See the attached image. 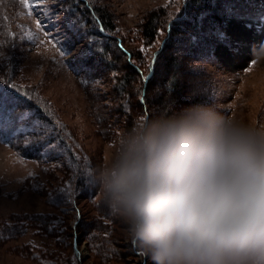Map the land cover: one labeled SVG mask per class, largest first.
Segmentation results:
<instances>
[{
  "label": "rangeland",
  "instance_id": "374dc122",
  "mask_svg": "<svg viewBox=\"0 0 264 264\" xmlns=\"http://www.w3.org/2000/svg\"><path fill=\"white\" fill-rule=\"evenodd\" d=\"M29 2L0 0V93L12 101L0 112V264H152L105 219L90 179L73 181L68 161L82 166L86 157L95 168L135 117L171 101L264 121V63L252 56L264 43V0H201L199 9L193 0ZM89 3L109 37L96 34ZM10 108L55 131L13 124ZM60 143L66 152L58 155ZM69 181L73 201L53 204L49 194Z\"/></svg>",
  "mask_w": 264,
  "mask_h": 264
},
{
  "label": "clouds",
  "instance_id": "9594fccd",
  "mask_svg": "<svg viewBox=\"0 0 264 264\" xmlns=\"http://www.w3.org/2000/svg\"><path fill=\"white\" fill-rule=\"evenodd\" d=\"M107 149L94 203L152 264H264V121L171 101Z\"/></svg>",
  "mask_w": 264,
  "mask_h": 264
},
{
  "label": "snow or ice",
  "instance_id": "6c2138e0",
  "mask_svg": "<svg viewBox=\"0 0 264 264\" xmlns=\"http://www.w3.org/2000/svg\"><path fill=\"white\" fill-rule=\"evenodd\" d=\"M21 3L24 5V7L26 9L33 8V5L30 4L29 0H21ZM29 15H31V12L29 13ZM260 19L262 21H264V16H261ZM37 27L38 28L40 27L39 21L37 23ZM218 36L222 40L225 39L223 33H218ZM247 70H249V69H246V71ZM11 104H12V101L9 99H6L3 96V94L0 93V112H2V110L5 108V106H10ZM15 111L16 110L14 108H10L9 114H8L9 119L12 121L13 124H15L16 122H20L22 125L33 124V120H32V117L30 115H28L27 113H21L19 116H16ZM41 127H43L44 131H49V132L55 131V129H49L47 124L41 125V122L37 119L36 122L33 124V131H37ZM18 131H20L23 134L25 131H27V129L25 127H21L18 129ZM54 147L56 149H58V152H57L58 155L66 152V148H64L62 146V143L57 144ZM84 160H85V162L82 166L78 162H74L72 160L68 161L69 167H71L73 169V181L79 177H88L89 178L91 165L87 161L86 157L84 158ZM19 162L22 163L23 161H19ZM30 175H32V174L30 173ZM75 195H76V193L72 187V181H69L64 188L57 189L56 193H50L49 194L50 200L53 204H58L60 202L73 201V198ZM77 217L79 218V213H77ZM105 219H107V215H105ZM57 226H58L57 223L53 222V225L49 230L52 231ZM74 228H75V225H74ZM145 264H146V262H145Z\"/></svg>",
  "mask_w": 264,
  "mask_h": 264
},
{
  "label": "trees",
  "instance_id": "16d2710c",
  "mask_svg": "<svg viewBox=\"0 0 264 264\" xmlns=\"http://www.w3.org/2000/svg\"><path fill=\"white\" fill-rule=\"evenodd\" d=\"M193 1H195V2H198L199 4H194V7H193V9H199V6H200V4H201V0H193ZM203 1V0H202ZM205 1H207V0H204V2L203 3H205ZM80 3H81V1H79ZM187 2V1H186ZM82 5H85V3H81ZM185 5H186V3H185ZM85 7V6H84ZM86 7H90V9H91V13H92V16L94 15V17H96L97 19H96V22H95V24H97V25H99V27H101V29H102V31H98V33H96L97 35H100V36H102V37H109V36H107L106 34H108L109 35V26L107 25V23H106V19H105V17H102L101 15L99 16V15H97L96 14V11H95V9H94V7H92V5L89 3V4H87L86 5ZM86 7H85V9H83V12H87L88 14H89V11H88V9H86ZM86 13V14H87ZM87 14V15H88ZM105 19V20H104ZM153 20L148 24V26L150 27V28H148V29H146V32L148 31V33L149 32H151L153 29H154V26H153ZM98 27V28H99ZM106 33V34H104V33ZM164 40H163V42L161 43V47H159V49L157 48L155 51H154V53H152L151 54V56H150V59L148 60V62H147V64H146V68H145V71H143V73H144V76H142V78H143V84H144V86H145V83L152 77V75H153V70H154V66H156V61H157V56H158V54H160V52L162 51V49H163V45H164ZM129 52V51H128ZM155 52H157L156 54H155ZM130 53V52H129ZM130 55H131V53H130ZM152 59H153V61H152ZM133 63V62H132ZM134 64V63H133ZM140 67L139 65H136L135 64V67L136 68H138V67ZM141 69V68H140ZM138 70H139V68H138ZM142 70V69H141ZM150 70H152V73L150 74V76H149V78H147V80L145 81L144 79V77H146V73L148 72L149 73V71ZM150 81V80H149ZM148 81V82H149ZM15 96H17L19 99H24V100H27V101H29V103H30V100L28 99V97L26 96V95H24V94H22V95H15ZM27 98H26V97ZM74 256L76 257V258H79L77 255H76V253L74 252Z\"/></svg>",
  "mask_w": 264,
  "mask_h": 264
},
{
  "label": "water",
  "instance_id": "95a60500",
  "mask_svg": "<svg viewBox=\"0 0 264 264\" xmlns=\"http://www.w3.org/2000/svg\"><path fill=\"white\" fill-rule=\"evenodd\" d=\"M148 77V76H147Z\"/></svg>",
  "mask_w": 264,
  "mask_h": 264
}]
</instances>
